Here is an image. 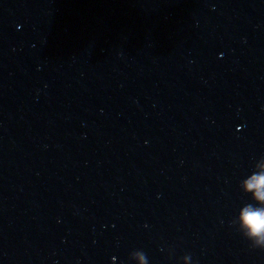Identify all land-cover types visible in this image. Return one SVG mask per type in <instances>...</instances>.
Here are the masks:
<instances>
[{
  "label": "water",
  "instance_id": "obj_1",
  "mask_svg": "<svg viewBox=\"0 0 264 264\" xmlns=\"http://www.w3.org/2000/svg\"><path fill=\"white\" fill-rule=\"evenodd\" d=\"M261 172L264 0H0V264H264Z\"/></svg>",
  "mask_w": 264,
  "mask_h": 264
},
{
  "label": "clouds",
  "instance_id": "obj_2",
  "mask_svg": "<svg viewBox=\"0 0 264 264\" xmlns=\"http://www.w3.org/2000/svg\"><path fill=\"white\" fill-rule=\"evenodd\" d=\"M246 192L254 194L255 200L264 202V172L252 174L244 182ZM241 219L247 229V237L254 239L253 248L264 249V207H256L252 203L244 206ZM141 260L144 259L141 255Z\"/></svg>",
  "mask_w": 264,
  "mask_h": 264
}]
</instances>
